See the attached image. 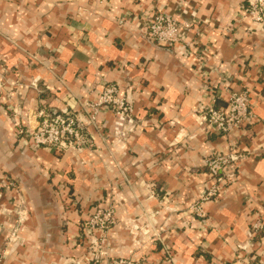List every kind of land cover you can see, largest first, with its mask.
Masks as SVG:
<instances>
[{
    "label": "crops",
    "instance_id": "0c3cea01",
    "mask_svg": "<svg viewBox=\"0 0 264 264\" xmlns=\"http://www.w3.org/2000/svg\"><path fill=\"white\" fill-rule=\"evenodd\" d=\"M247 0H0V258L2 264H264V31ZM188 24L184 48L155 45L156 14ZM117 84L133 124L100 115L98 152L36 147L18 125L78 110ZM229 87V88H227ZM246 91L254 120L230 135L200 112ZM123 136H119V134ZM96 149V150H97ZM233 154L230 181L205 218L189 206L209 182L207 159ZM117 206L106 257L83 223ZM118 203V205H117Z\"/></svg>",
    "mask_w": 264,
    "mask_h": 264
},
{
    "label": "built area",
    "instance_id": "2783aa9c",
    "mask_svg": "<svg viewBox=\"0 0 264 264\" xmlns=\"http://www.w3.org/2000/svg\"><path fill=\"white\" fill-rule=\"evenodd\" d=\"M246 14L252 22L253 29L264 31V0H247ZM188 24H180L174 15L159 13L149 22L146 34L150 40L161 47L184 48L190 45L183 36L184 30H189ZM229 88V87H227ZM112 113L133 124L135 109L132 102L120 92L117 84H107L96 101H86L78 110H62L51 114L45 110L38 113L35 128H23L18 125L20 136H29L36 147L51 148L55 151L85 150L93 146L90 131L99 129L101 114ZM201 124L211 128L218 135H230L234 130L241 129L254 120L250 98L246 91H229L226 107L217 105V98L207 109L199 113ZM123 136V134H119ZM240 156L233 154H213L207 159L210 178L214 181L201 197L202 201L192 207L193 213L199 218H205L202 204L205 201L218 198L222 194V187L230 178L227 170L238 161ZM221 185V186H219ZM115 212L112 209H98L85 222L83 232L91 241L95 259L106 257L105 246L109 244L110 232L116 227ZM264 231L262 221L258 220L252 226V233L259 235ZM2 264V258H0ZM110 264H140L136 257H121Z\"/></svg>",
    "mask_w": 264,
    "mask_h": 264
},
{
    "label": "rangeland",
    "instance_id": "374dc122",
    "mask_svg": "<svg viewBox=\"0 0 264 264\" xmlns=\"http://www.w3.org/2000/svg\"><path fill=\"white\" fill-rule=\"evenodd\" d=\"M113 115H115V114H113ZM117 116V115H116ZM100 120V119H99ZM99 126H100V124H99ZM92 131L93 130H91L90 131V133H89V137H90V139L92 140V142H93V146H92V148H90V149H85L86 151H89L90 153H93V152H98V147H97V143H96V141H94L93 140V138L91 137V134H93L92 133ZM97 149V150H96ZM82 151H84V150H82ZM206 164H207V162H206ZM207 166V165H206ZM232 166V165H231ZM230 166V167H231ZM208 176H209V171H208ZM229 180H230V178H229ZM209 182H211V184L209 185V187L212 185V183H214V181L210 178V176H209ZM219 186H221V185H219ZM208 187V188H209ZM207 191V190H206ZM205 194V193H204ZM203 194V195H204ZM203 195H201L200 197H198L196 200H194L193 202H192V204L189 206V210L192 212V215H195L194 213H193V210H192V207H194L195 206V204H197V203H199V202H201L202 201V196ZM215 200H217V198L216 199H213V200H209V201H205V202H203V204H202V208H204V206L207 204V203H211V202H213V201H215ZM117 205H118V203H117ZM98 209H101V210H105V209H112V210H114V212H115V218H116V227L119 225V220H118V217H117V206L113 203V202H110L107 206H105V207H98L96 210H95V212L98 210ZM204 211H205V209H204ZM94 212V213H95ZM93 213V214H94ZM93 214L92 215H90V217L85 221V222H87L92 216H93ZM197 217V216H196ZM197 218H199V217H197ZM262 221V220H261ZM85 222L83 223V226H84V224H85ZM262 224L264 225V223H263V221H262ZM116 227H114V228H116ZM113 228V229H114ZM112 229V230H113ZM111 233V232H110ZM263 234V232L262 233H260L259 235H262ZM109 238H110V236H109Z\"/></svg>",
    "mask_w": 264,
    "mask_h": 264
}]
</instances>
